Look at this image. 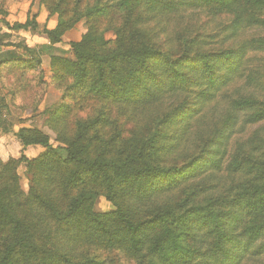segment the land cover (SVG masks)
Returning a JSON list of instances; mask_svg holds the SVG:
<instances>
[{
    "label": "trees",
    "instance_id": "obj_1",
    "mask_svg": "<svg viewBox=\"0 0 264 264\" xmlns=\"http://www.w3.org/2000/svg\"><path fill=\"white\" fill-rule=\"evenodd\" d=\"M70 1H42L58 21L44 29L49 45L39 53L55 50L71 28L73 22L63 18ZM74 1L88 31L70 44L74 60L50 53L51 84L73 101L90 97L128 109L141 131L138 143L117 156L92 151L88 133L96 122L74 131L72 109L63 104L42 114L55 142L65 147V159L39 129H19L15 136L23 148L45 151L33 159L0 160V264H30L40 253L58 251L76 238L68 223L133 254L168 259L171 253L169 264L263 260L264 169L255 165L264 168V161L232 151L229 143L239 115L244 125L264 128V69L255 65V55L264 54V0H109L84 11L85 0ZM116 12L122 15L118 39L104 49L93 24ZM4 25L10 31L36 27L33 19ZM9 39L0 33V48H21ZM42 72L35 57L10 51L0 58L1 85L13 89L14 98L40 89ZM217 100L225 103L223 114L204 109ZM21 164L27 193L17 173ZM71 164L80 170L67 172ZM83 172L105 187L115 213L93 212L98 193L77 186ZM218 173L235 178L224 194H213L206 181ZM253 174L257 179L246 183ZM178 213L185 215L181 227Z\"/></svg>",
    "mask_w": 264,
    "mask_h": 264
},
{
    "label": "rangeland",
    "instance_id": "obj_2",
    "mask_svg": "<svg viewBox=\"0 0 264 264\" xmlns=\"http://www.w3.org/2000/svg\"><path fill=\"white\" fill-rule=\"evenodd\" d=\"M32 2V6H36L35 9L42 8L46 13L45 6L42 5L43 0H24ZM85 0L81 4V9L79 11H84L85 6L96 7V6H106L104 3L110 5L112 1L106 0ZM68 15L63 18L66 21L73 22L71 28L67 30L58 48L52 50L50 53L58 56L59 58H67L69 60H74V55L72 49H70L71 43L79 42L83 35L88 31V21L87 19L80 15L78 10L74 11L75 1L71 0L68 4ZM120 10V9H119ZM122 11V10H120ZM49 20L46 21L40 28L39 33L43 34L42 30L49 26L54 27L53 24H57L58 14L52 13ZM122 15L120 12H116L113 16H105L102 19L97 20L93 25H96L98 30L99 40H101L104 49H108L117 42V36L114 31L120 25ZM34 20V18H33ZM202 20L206 19L202 17ZM50 21V23H49ZM35 22V21H34ZM53 23V24H51ZM50 24V25H49ZM218 26V24H217ZM216 26V27H217ZM37 25L35 27V30ZM31 28L26 31L35 32ZM38 30V29H37ZM37 32V31H36ZM44 35V34H43ZM16 43L21 45L18 50L27 60L31 57H36L41 61V67L44 66L39 80H42V86L40 89H33L25 94H18L15 96L10 92V87L0 86V115L4 122L1 124L6 127V129L12 128L13 124L20 121L22 117H27L26 121H31V126L39 129L44 135L49 139L50 146L52 148H59L57 150L58 155L63 159L66 158L67 153L63 145L55 142L54 133L48 129L45 124V116L42 114L45 110H52L60 105H66L71 111L69 115V120L72 123V129L75 131L79 128V125L86 121L96 122L93 130L89 131V138L93 146L91 150L104 151L106 157L117 156L121 151L126 148L131 147L132 143L136 145L138 143V135L140 134L139 125L132 118V112L128 109L120 107L118 105L108 103L103 99L94 98H76V101L72 100V96H67L64 94V89H55L54 85L51 84V69H50V53H39L40 45H35L32 50L33 53H29L27 50L23 49L25 40L15 36ZM257 57L256 67L259 70L264 69V54L258 53L255 55ZM239 85V84H238ZM10 88V89H9ZM233 89H231L232 91ZM241 91V89H240ZM85 97V96H84ZM15 101H11V99ZM216 99H222L218 97ZM7 102H6V101ZM7 103V105H5ZM204 109L213 110L217 115L223 114L225 112V103L223 100H217L211 104H204ZM5 106V107H4ZM4 115V116H3ZM239 122L236 126V130L232 136V140L229 143L232 151L238 149L242 154L249 156L253 160L264 161V128L257 130L259 126H250L243 124V116L239 115ZM42 152L45 151L43 147ZM255 168L262 171L264 168L255 165ZM65 170L68 171H79L80 168L71 164L65 166ZM17 173L20 176L21 186L25 193L29 190V178L26 175L23 168H19ZM83 180L77 183V186H84L86 190L94 191L98 195L94 198L92 210L97 214H110L115 213L116 208L113 202H109L104 197L106 193L105 187L99 184L94 177H91V173L83 172ZM225 174L218 173L216 176L208 177L206 180L211 186L214 185L213 194H224L227 189L235 183V178ZM257 179L255 174L245 177L246 183L249 181H254ZM232 182V184H231ZM254 184V183H252ZM250 184L248 187H250ZM79 189V188H78ZM178 220V226L181 227L182 223L185 221V215L178 213L175 215ZM67 226H72V230L75 232L76 238L69 242L68 244H62L58 251L51 250L50 254L40 253L30 264H169L168 259H172L175 255L168 253V259L162 258L160 255H150L147 251H143L138 254H133L125 248H119L117 246H111V244L99 240L95 237H91V234L87 231L81 229L77 224L68 223ZM42 249L45 248L44 244L40 246ZM51 257L52 260H51ZM264 261H249L247 264H259L257 262ZM17 264H25L21 259L17 260Z\"/></svg>",
    "mask_w": 264,
    "mask_h": 264
},
{
    "label": "crops",
    "instance_id": "obj_3",
    "mask_svg": "<svg viewBox=\"0 0 264 264\" xmlns=\"http://www.w3.org/2000/svg\"><path fill=\"white\" fill-rule=\"evenodd\" d=\"M35 7L32 6V2H29V1L0 0V30H1L0 33L1 34L5 33V34L10 35V39L8 40L9 43L17 45L18 43H16L17 41H16L15 36H18L25 40V44H27V46L26 45H23V46L31 50L34 48V47H31V45L32 46L49 45V41L46 35L39 33V28L44 23H46L47 20H49L48 13H46L41 7L38 9H35ZM33 18L37 25L35 32H30V31L25 32L24 30L10 31L4 25V23H8L10 25L14 23L23 24L27 20H31ZM53 25L54 27L56 26L55 24ZM54 27L50 28L49 26H47V28L45 27L44 29L51 30ZM58 45L59 44L55 45L54 47L58 48L59 47ZM18 50L19 48H15V47H9V48L2 47L0 48V58L4 53L10 52V51H13V53L16 56H21L25 58L21 53L18 52ZM41 68L43 69L44 66L42 65ZM0 86H1V81H0ZM5 105H7V103H5ZM1 117L2 115H0V118ZM26 119H28L26 116L22 117L21 120L14 123L12 128L10 129H6V128H9L7 127V124H6V127H4L1 124V122H4V120L1 119L0 121V160L2 162H6L10 157L19 158L21 155H24L28 159H33L42 153V149L39 148L40 146H28V147L23 148L15 136L17 131L21 128H26V129L35 128L34 126H31L30 123L32 122L26 121ZM19 168H23L25 171V164H21Z\"/></svg>",
    "mask_w": 264,
    "mask_h": 264
}]
</instances>
